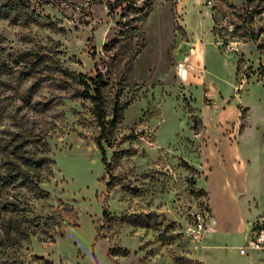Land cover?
Listing matches in <instances>:
<instances>
[{
  "label": "rangeland",
  "instance_id": "374dc122",
  "mask_svg": "<svg viewBox=\"0 0 264 264\" xmlns=\"http://www.w3.org/2000/svg\"><path fill=\"white\" fill-rule=\"evenodd\" d=\"M179 5L0 0V264H264V0Z\"/></svg>",
  "mask_w": 264,
  "mask_h": 264
},
{
  "label": "crops",
  "instance_id": "0c3cea01",
  "mask_svg": "<svg viewBox=\"0 0 264 264\" xmlns=\"http://www.w3.org/2000/svg\"><path fill=\"white\" fill-rule=\"evenodd\" d=\"M236 158V157H235ZM210 159V158H209ZM214 159V160H213ZM213 159L210 160V163L214 164L213 170L211 171L213 177H218L219 182L217 183L216 180H208V189L210 190V196L212 197V201H215V195L219 194L220 196H226L227 193H235L239 189V180H241V175L235 172L231 167L226 157L223 159H219L217 156H213ZM225 172V174H224ZM226 172L233 173L235 178L232 180L229 175H226ZM220 186V190L217 191L219 188H216V185ZM221 197L219 199H226ZM215 198V199H214Z\"/></svg>",
  "mask_w": 264,
  "mask_h": 264
},
{
  "label": "trees",
  "instance_id": "16d2710c",
  "mask_svg": "<svg viewBox=\"0 0 264 264\" xmlns=\"http://www.w3.org/2000/svg\"><path fill=\"white\" fill-rule=\"evenodd\" d=\"M89 80H90L91 84H93V86H94V88H93L94 94H90L89 91H85V94L88 98H90L94 102L95 118H96V121L98 122V125L101 128V134H103L108 121L105 119V115H104L103 93H102V89L100 86V81L96 78H91V77H89ZM85 84L88 86V84L86 82H85ZM119 112H120V106L117 103L113 109V121L117 120V118L119 116ZM97 145H98V147L102 153V160H103V162H105V150L101 144V137H98ZM38 258H42V257H38Z\"/></svg>",
  "mask_w": 264,
  "mask_h": 264
},
{
  "label": "built area",
  "instance_id": "2783aa9c",
  "mask_svg": "<svg viewBox=\"0 0 264 264\" xmlns=\"http://www.w3.org/2000/svg\"><path fill=\"white\" fill-rule=\"evenodd\" d=\"M176 3V7L178 9V14H181V10L182 7L179 5V3L181 2V0H173ZM223 24L224 26H226L227 32H229L230 34H232L234 32V27L232 25L231 22H229L228 17H224L223 18ZM222 44L225 46V49L227 51H234L237 49V41H232V40H227V41H222ZM191 67L190 64L188 63H179L176 67V72L178 75L181 76V78H186L187 73H188V69ZM242 252H244L243 249H241Z\"/></svg>",
  "mask_w": 264,
  "mask_h": 264
}]
</instances>
